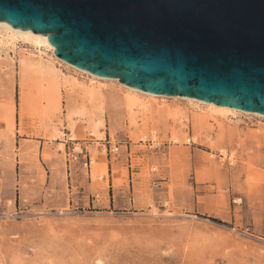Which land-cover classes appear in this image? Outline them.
<instances>
[{"label": "rangeland", "instance_id": "rangeland-1", "mask_svg": "<svg viewBox=\"0 0 264 264\" xmlns=\"http://www.w3.org/2000/svg\"><path fill=\"white\" fill-rule=\"evenodd\" d=\"M5 42L0 264H264L248 223L264 211V118L146 96L131 111L118 82ZM111 182L127 192L109 209ZM199 187L231 200L236 224L187 209Z\"/></svg>", "mask_w": 264, "mask_h": 264}, {"label": "water", "instance_id": "water-1", "mask_svg": "<svg viewBox=\"0 0 264 264\" xmlns=\"http://www.w3.org/2000/svg\"><path fill=\"white\" fill-rule=\"evenodd\" d=\"M0 22L98 77L264 116V0H0Z\"/></svg>", "mask_w": 264, "mask_h": 264}, {"label": "bare ground", "instance_id": "bare-ground-1", "mask_svg": "<svg viewBox=\"0 0 264 264\" xmlns=\"http://www.w3.org/2000/svg\"><path fill=\"white\" fill-rule=\"evenodd\" d=\"M0 34H2V37H4V39H6L5 43L7 45L14 46L16 41L23 40L25 42L31 43L34 46H37L38 48L44 47L45 49L50 50L54 54V47H52L50 45L48 38L45 35H39V34H35L33 32H30V31H23V30L14 29L13 27H11L9 24H7L5 22H0ZM58 60H60V59H58ZM60 62H63V61L60 60ZM66 65H68V64L66 63ZM68 66H70V65H68ZM78 71L84 72V73L87 72V71L85 72L84 70L81 71L79 69H78ZM88 74L91 75L93 79L104 80V81H108V82H118L120 84L119 79L102 78V77H98L94 74L92 75V73H89V72H88ZM120 85L128 93L127 94L128 96L126 95L127 97L125 99V103L127 104V109H130L131 111L134 110V107H138L140 105L142 106V103L139 104L140 101H138L136 97L137 96H146V97H152V98L160 97V98L185 101L190 106H192L196 111L203 112L204 116L208 117L211 120H214L215 118H217V119L218 118L230 119V118H233L237 115H255V116L264 118V116L259 115V114L248 113V112H244V111L237 110V109L217 106L214 104L206 103V102L199 101V100L192 99V98L175 97V96L174 97L158 96V95L150 94L147 92L132 89V88L127 87L123 84H120ZM175 142L177 143V141H175Z\"/></svg>", "mask_w": 264, "mask_h": 264}, {"label": "crops", "instance_id": "crops-1", "mask_svg": "<svg viewBox=\"0 0 264 264\" xmlns=\"http://www.w3.org/2000/svg\"><path fill=\"white\" fill-rule=\"evenodd\" d=\"M111 183L107 191L105 204V208L108 207L109 209L115 208L117 200H120L122 194H126L127 192L125 187L119 188L116 191L114 189L113 182ZM196 190L199 191L198 194L195 191L193 192V195L192 193H189L192 199L189 203L186 204L187 209L190 208L199 215L212 216L213 218H217L223 222L236 224V216L238 215L236 212L237 209L239 210V208L233 206L231 200L229 201L227 207L224 208L221 204L222 200L219 199L216 194L213 195L212 193H208L206 190H204V187H199ZM240 213H242V215L244 214L245 217L247 215V212H244L243 209ZM248 223L253 232H255L258 236L264 238V211L260 215L258 214L256 216V220L253 218V220L251 221L249 218Z\"/></svg>", "mask_w": 264, "mask_h": 264}, {"label": "built area", "instance_id": "built-area-1", "mask_svg": "<svg viewBox=\"0 0 264 264\" xmlns=\"http://www.w3.org/2000/svg\"><path fill=\"white\" fill-rule=\"evenodd\" d=\"M117 151H118L117 148L114 149V148H112V146L110 147V152H117ZM80 154H83V151H81ZM220 157H223V154H220ZM89 164L91 165V160H90ZM85 166L86 167L88 166V162L85 163Z\"/></svg>", "mask_w": 264, "mask_h": 264}]
</instances>
